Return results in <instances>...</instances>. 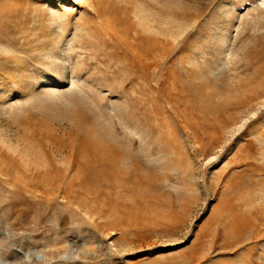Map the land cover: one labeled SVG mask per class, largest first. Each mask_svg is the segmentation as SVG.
Returning a JSON list of instances; mask_svg holds the SVG:
<instances>
[{
  "label": "rangeland",
  "instance_id": "rangeland-1",
  "mask_svg": "<svg viewBox=\"0 0 264 264\" xmlns=\"http://www.w3.org/2000/svg\"><path fill=\"white\" fill-rule=\"evenodd\" d=\"M263 102L262 0H0V264H264Z\"/></svg>",
  "mask_w": 264,
  "mask_h": 264
},
{
  "label": "bare ground",
  "instance_id": "bare-ground-1",
  "mask_svg": "<svg viewBox=\"0 0 264 264\" xmlns=\"http://www.w3.org/2000/svg\"><path fill=\"white\" fill-rule=\"evenodd\" d=\"M262 4L264 5V0H262ZM141 6H139V8H140ZM138 8V12L136 11V12H134L135 13V16H136V19H138L137 20V22L139 21V25L137 24V26H139V28L141 29V32H143V33H145V34H149V36L150 35H159L160 34V32L158 31V29H159V27H163L162 28V30L164 31L165 30V32L166 33H170L169 31V27H168V20H170V18H169V16L168 15H166V16H168V17H165V15H164V17H162V19L163 20H159L158 18L160 17H155L154 15H152V13H150V14H144V11L146 10H144L143 8H140L139 9ZM126 9V8H125ZM143 9V10H142ZM141 10V11H140ZM229 11L230 10H227L226 11V13H229ZM132 12V11H131ZM145 12H147V11H145ZM148 12H150V11H148ZM124 13V12H123ZM127 13V12H126ZM154 14V13H153ZM156 15V14H155ZM132 16V15H131ZM134 21V20H133ZM136 21V20H135ZM170 23V22H169ZM176 24V23H175ZM180 24V23H179ZM178 24V27H181V25H179ZM139 29V30H140ZM178 29L179 28H177L176 30L178 31ZM157 30V31H156ZM173 30V29H172ZM137 32V31H136ZM162 32V31H161ZM172 32V31H171ZM173 33V32H172ZM171 34V33H170ZM183 34L181 33V36H182ZM172 38V37H171ZM176 39V38H175ZM221 40L222 41H224V38H222L221 37ZM158 41V40H157ZM134 43V42H133ZM156 44V43H155ZM156 46V45H155ZM49 52H51V51H49ZM48 53V52H47ZM46 54V53H45ZM225 54V53H224ZM48 56H49V53H48ZM204 78V77H203ZM199 80V79H198ZM202 80V79H201ZM55 85V84H54ZM251 87V86H250ZM49 95L51 96H49L50 98H54L56 95H57V92L55 91V90H51V92L49 93ZM48 97V98H49ZM57 98H58V100H60V102H61V100H62V98L64 97H58V95L56 96ZM65 99V98H64ZM33 100V99H32ZM68 100V99H67ZM63 101V100H62ZM65 103V102H64ZM76 103H78L79 105H80V102H76ZM76 103H75V105H74V107H76L77 105H76ZM264 103V102H263ZM71 104V102L70 101H68V104L67 105H69V106H72V105H70ZM73 104V103H72ZM65 106V107H67L68 108V106ZM78 105V106H79ZM77 106V107H78ZM258 109L256 108V111H257ZM198 126V125H197ZM240 129V128H239ZM233 133V132H232ZM26 156V155H25ZM81 157V156H80ZM3 179V178H2ZM19 183V182H18ZM154 203V202H153ZM149 206V205H148ZM155 206H156V204H155ZM162 206V205H161ZM158 207V206H157ZM156 208V207H155ZM157 210V209H156ZM163 211V210H162ZM145 213V212H144ZM168 214V213H167ZM159 218V217H158ZM169 222V221H168ZM180 225V224H179ZM198 259V258H197ZM191 261V260H190Z\"/></svg>",
  "mask_w": 264,
  "mask_h": 264
}]
</instances>
